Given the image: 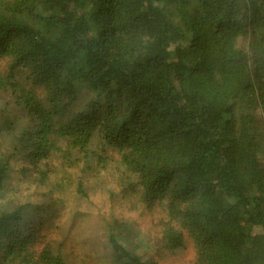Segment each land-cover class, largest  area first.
<instances>
[{"label":"trees","instance_id":"1","mask_svg":"<svg viewBox=\"0 0 264 264\" xmlns=\"http://www.w3.org/2000/svg\"><path fill=\"white\" fill-rule=\"evenodd\" d=\"M109 165L165 249L264 264V0H0V264H72L56 193ZM106 224L104 264H159Z\"/></svg>","mask_w":264,"mask_h":264},{"label":"rangeland","instance_id":"2","mask_svg":"<svg viewBox=\"0 0 264 264\" xmlns=\"http://www.w3.org/2000/svg\"><path fill=\"white\" fill-rule=\"evenodd\" d=\"M52 164L54 170L50 180L58 183L65 180L69 183L65 177L66 167L62 165L61 161L53 160ZM96 172L99 174L97 179L87 174L84 175L88 195L80 199L75 196V180L79 175V168L68 169L67 173L72 178L71 185L56 193L65 200V208L60 207L59 213L51 220L52 227L44 231L53 239L63 235L67 237L66 249L62 250L68 254H70L69 252L74 254L69 255L72 264H104L107 261L105 228L106 223L112 221H123L139 233L138 238L144 236L148 242V254L159 264H194L193 248L190 242L186 243L185 248L172 251L161 245L159 227L156 226L158 214L153 211L154 209L152 211L146 209L134 196L125 199L119 194H115L119 187L116 185L117 181H114L115 175L113 176L111 165L105 171L96 170ZM44 188L27 186L25 183L20 185V189L23 191H21V195H27L34 202L41 197V192L47 193L43 190ZM112 192L114 193L113 197H111ZM76 203L78 207L75 206ZM72 209H74L73 211L78 210L74 216L71 215ZM56 225L59 227L58 230ZM64 229L66 233L62 234ZM140 251L143 250L140 248Z\"/></svg>","mask_w":264,"mask_h":264}]
</instances>
